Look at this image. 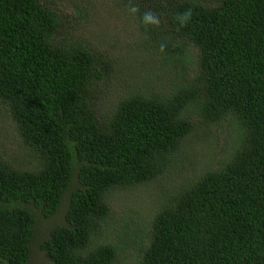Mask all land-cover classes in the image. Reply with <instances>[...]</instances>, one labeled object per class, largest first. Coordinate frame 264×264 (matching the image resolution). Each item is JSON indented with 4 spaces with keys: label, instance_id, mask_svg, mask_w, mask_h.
<instances>
[{
    "label": "trees",
    "instance_id": "obj_1",
    "mask_svg": "<svg viewBox=\"0 0 264 264\" xmlns=\"http://www.w3.org/2000/svg\"><path fill=\"white\" fill-rule=\"evenodd\" d=\"M132 3L144 37L123 72L63 30L62 0H0V116L26 152H0V264H264V0ZM211 129L218 157L171 182L147 224L113 217L114 192L155 191Z\"/></svg>",
    "mask_w": 264,
    "mask_h": 264
},
{
    "label": "rangeland",
    "instance_id": "obj_2",
    "mask_svg": "<svg viewBox=\"0 0 264 264\" xmlns=\"http://www.w3.org/2000/svg\"><path fill=\"white\" fill-rule=\"evenodd\" d=\"M71 1L76 2L77 5L71 3ZM62 0L61 10L64 13V31L69 33H81V37H84L90 44L97 45L101 51L109 52L113 57L119 58L118 63H120V68L123 72H127L126 68L121 65L122 61H129L131 59L132 53L126 52L127 45L140 44V38L144 37L141 35L136 25L133 23V17L130 19L128 14L122 13L115 5V0ZM70 2V3H69ZM82 11L84 18L79 19L74 15L75 10ZM80 21V22H78ZM78 33V34H79ZM140 37V38H139ZM142 49L139 48V50ZM150 63L147 61L145 64ZM136 64L132 65V68L136 70ZM154 69L145 70L150 77H153ZM143 71V72H145ZM157 80V79H156ZM157 81H154V85ZM221 132L211 129L209 133L206 134L205 139H199L198 141L193 138L192 154H188V148L183 150L185 154L187 152V157H183L176 164L172 166L165 172L158 182L159 189L157 192L148 190L149 186L144 185L142 187H137L134 190L114 192L110 196L109 207L111 214L116 219L120 215L134 214V212L140 215L142 222H149L150 216L154 214L158 205L160 203L161 197L160 193H166L170 188L169 184L172 185L181 183L186 177L193 175V171L197 172L205 162L211 160L213 156H216L218 152L216 142L213 140L214 137L219 139L218 136ZM188 147V144L187 146ZM0 152H6L8 159L15 157L18 160L26 155L25 150L21 146L18 134L15 130L14 125L8 119H2L0 116ZM22 162V161H21ZM34 164L32 159L26 161L23 166L27 168ZM185 176V177H183ZM108 224H113L111 220L107 221ZM53 226V222L50 227ZM49 230V227H48ZM130 254V253H129ZM121 258L116 264H136L134 260L129 258ZM31 264H43L45 261L38 256H33L31 259Z\"/></svg>",
    "mask_w": 264,
    "mask_h": 264
},
{
    "label": "clouds",
    "instance_id": "obj_3",
    "mask_svg": "<svg viewBox=\"0 0 264 264\" xmlns=\"http://www.w3.org/2000/svg\"><path fill=\"white\" fill-rule=\"evenodd\" d=\"M126 10L128 11L129 15L133 17H135L136 14L140 12L139 6L132 3V0H129L128 5L126 6ZM192 16L193 9L190 7L182 13H177L174 19L178 23L179 27L183 28L190 23ZM140 22L146 30L149 28H159L161 25V16L149 10L142 14V16L140 17ZM166 47V43H161L158 51L160 53H163Z\"/></svg>",
    "mask_w": 264,
    "mask_h": 264
}]
</instances>
